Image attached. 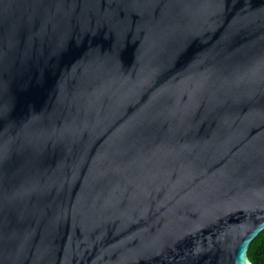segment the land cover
Returning <instances> with one entry per match:
<instances>
[{
  "label": "water",
  "instance_id": "water-1",
  "mask_svg": "<svg viewBox=\"0 0 264 264\" xmlns=\"http://www.w3.org/2000/svg\"><path fill=\"white\" fill-rule=\"evenodd\" d=\"M264 0H0V264H252Z\"/></svg>",
  "mask_w": 264,
  "mask_h": 264
},
{
  "label": "trees",
  "instance_id": "trees-1",
  "mask_svg": "<svg viewBox=\"0 0 264 264\" xmlns=\"http://www.w3.org/2000/svg\"><path fill=\"white\" fill-rule=\"evenodd\" d=\"M247 258L252 264H264V229L251 241Z\"/></svg>",
  "mask_w": 264,
  "mask_h": 264
}]
</instances>
